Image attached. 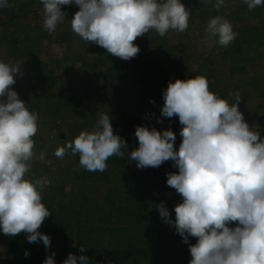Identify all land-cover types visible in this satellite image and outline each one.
Wrapping results in <instances>:
<instances>
[{"label": "clouds", "instance_id": "clouds-1", "mask_svg": "<svg viewBox=\"0 0 264 264\" xmlns=\"http://www.w3.org/2000/svg\"><path fill=\"white\" fill-rule=\"evenodd\" d=\"M44 9L42 27L55 32L65 20L61 6L75 4L79 10L71 19V29L83 41L94 43L112 56L130 60L140 49L134 43L150 30L163 37L170 30L185 32L190 11L181 0H40ZM249 10L264 6V0H243ZM225 0H216L219 10ZM0 0V8L9 7ZM207 40L217 38L228 47L237 33L222 16L209 20ZM19 62H0V231L8 236L27 234L28 243L42 241L50 248L48 235L38 231L51 212L42 203V190L51 181L30 180L38 132V113L29 111L12 89ZM161 116L178 117L182 142L175 148L171 130H150L138 126V148L129 158L140 169L159 168L172 161L178 173L167 174V185L182 202L170 219L166 206L157 205L163 221L175 228L189 247V264H264V139L244 120L238 104H229L209 90L205 77L169 82L163 92ZM154 103V102H153ZM92 131H81L76 138L57 147L55 156L71 152L79 164L91 172H103L112 156H123L126 141L114 134L110 117L99 113ZM158 123H163L158 120ZM45 153H40L44 159ZM235 224V227L229 225ZM195 238L191 244L189 238ZM86 249L80 247V251ZM25 257L30 255L24 252ZM55 252L43 264H55ZM88 264V257L69 253L63 264Z\"/></svg>", "mask_w": 264, "mask_h": 264}, {"label": "trees", "instance_id": "trees-1", "mask_svg": "<svg viewBox=\"0 0 264 264\" xmlns=\"http://www.w3.org/2000/svg\"><path fill=\"white\" fill-rule=\"evenodd\" d=\"M11 1L12 0H8V3ZM192 1L181 0V3L185 4L184 2H191L190 8H195V0ZM227 1L229 2V0H225V4ZM196 2L198 3V0H196ZM23 4L28 6V1L24 0ZM197 5L200 7V3ZM70 7H72V9H70ZM223 7H225V5L220 9H223ZM17 8L19 9V6H17ZM263 8L264 6H259V10ZM204 9L203 13L205 14L201 20L202 23L207 18V14L211 12L210 9L206 7ZM61 10L65 13V20L62 23L68 25L67 23L71 21V19L68 17L67 12L72 11L71 15L73 18V6H61ZM255 11L257 10H249L247 5L243 3V0H239L236 7V13L239 15H235L232 27L235 25V22L242 20V18H244L243 14L247 12H249L251 18L255 19V17L252 16V12ZM19 15H12V18H20V21H11L12 23L6 29L7 33L1 36L0 48L2 45H5L6 49L5 53L0 57V62L15 64L19 58L21 61L24 59L25 61H22L23 63L20 64L21 73L23 67L26 68V65L32 62L35 66L33 67L35 69L34 71L38 72V77L34 78L33 76L37 85L46 81L49 84H55V86H57V84H70L74 86L71 80L70 82L69 80L58 78L56 80V78H51L46 69V65L48 66V64L42 63L40 59L42 55V53H40L41 51L37 52L34 49L35 52L33 55V48H31L32 44L35 45L38 43L36 39H50L58 43L60 41V35H62L64 41H72L73 36L76 34L69 28L70 26L68 25L67 28V26L60 24L56 30L61 31V33H58L56 30L53 33H48L44 29H36L31 25L23 23L21 15L24 16V10L20 12ZM215 16H221V13L215 10L214 17ZM258 30V28L257 30H253L252 27L248 28L245 32L247 36L237 37L238 41H236V46H234V43L226 48L219 45L222 52H219L220 54L217 55L215 62L219 58H223L224 60H222L224 63H230L227 61L229 53L231 55V60L235 59V62H239V60H236V57L242 55L240 60L242 61L244 56L248 57L251 55V52L254 53L255 44L261 41V39H259L261 32ZM173 32L174 30H170L168 34ZM185 33L186 31L182 32V39L185 37ZM54 35L55 38H53ZM22 38H26L25 40L29 44V46L26 44V48H28L27 54L22 50L23 46H21V44L20 47L17 45L18 40ZM240 40L242 42L238 44ZM136 42L137 45H141L140 37L137 38ZM89 45L90 48H102L94 43H90ZM86 46L88 45L83 47ZM143 47L144 45H142V49L145 50L146 47ZM85 51L88 52V49L85 48ZM214 52L215 50L212 49L206 52L203 59L204 63L208 60L210 61V59L212 61V53ZM249 52L250 54H248ZM104 53L103 51V55ZM30 55L31 57L29 58L31 59H26V56L28 57ZM103 55L102 57L105 58ZM154 56L155 55L150 58L152 59L151 63H149L150 73H153L154 70L156 74H158L160 68L161 71L163 68L165 71L170 69L162 59L158 61V65H156L153 60L159 57ZM182 58L184 57L182 56ZM110 61V59L105 58L100 62L104 63L103 67L109 68ZM134 61H137V59H134ZM86 62L87 65L84 66L86 70L85 82L89 88L87 89V95L77 100L78 102L75 104L73 111L81 113L79 114L80 117L86 120H89L91 115V117L94 116V120L98 121L99 113L109 115L110 123L115 130L113 131L114 134L119 135L126 141L127 148L123 149L125 154L123 156L110 157L107 160V168L103 172L87 171L82 168L80 164L79 169L73 173L68 168H60L61 170L57 171L58 176L56 180H50L51 182L42 190V203L51 212V215L45 219L38 231L50 237V248L46 249L43 242L39 240L36 243H28L26 233L8 236L0 231V246L6 248L4 261L0 260V264H43L47 255L52 252H55V264H63V261L67 258L69 253L77 257L81 255L87 256L88 264H189L191 255L188 245L183 242L182 237H177L178 233L172 230L174 227L163 221L157 207V205L163 203L168 209L170 217H172L169 218L175 220L174 208L178 203L182 202V198L175 189L167 185V174L170 172L178 173V168L174 167L173 162L169 160L164 162L159 168L148 167L143 170H136L132 169L131 166L133 164L136 165V162L129 158L130 152L139 146L138 139L135 136L136 128L138 126H146L153 118L155 112L152 108H144L139 105L140 101L137 95L129 97L130 94L126 95V93H124L120 100L123 103L116 111L99 112V109L95 107L90 111V115L88 113H82L85 107L87 108L86 102L89 93L95 92L98 88L97 82L99 77L94 70L97 64L102 66L100 62L96 63V59L92 64L88 63V61ZM177 64H179V62L175 61L174 65ZM207 64L209 65V62ZM207 64L205 63V65ZM216 65L218 64L214 63V67ZM71 67L72 66H70V68ZM115 67L119 69L118 66ZM118 69H116V71L107 69L108 73L106 76L109 77L105 79L116 78L115 83H118L116 89L119 92L122 80L125 78L123 74H117ZM64 70L67 71L69 69L66 67ZM205 71L206 72L202 73L204 77H206L209 72L207 70ZM237 72L239 73V70ZM167 73L161 76L164 79L163 82L165 81L164 84L166 85V89L169 83V76ZM196 76L197 75L192 78ZM146 81L147 84L151 83L148 80ZM16 83L11 87L19 94V90L22 91V89H18ZM162 84L163 83H159V86H157L156 83V85L154 84L151 86V90L157 96V103L160 106L164 104V100L162 96L159 98L157 92L161 89L160 87ZM129 89L130 88L127 89V92L130 91ZM120 91L123 93L124 89ZM146 91L147 89H143L145 95ZM35 96L37 99L34 101V98L31 99L27 97L25 105L27 108L30 107L32 111L37 113L39 107L36 103L41 102L43 96L41 94H35ZM18 97L21 100L20 96ZM70 103V98H65L64 108L67 109L66 115H72ZM135 105L137 106L136 108H134ZM175 118L177 117L167 118L166 123L174 126V124H176ZM181 129L182 125L177 126V129H164L171 130L176 134L174 145L176 150L179 149V145L182 142V137L179 134ZM92 130H94V128L89 131ZM132 130L134 131L133 138L129 136ZM164 130H161V132ZM57 139L60 143L64 142V140L61 141L59 136H57ZM61 172H67L65 180L60 179L62 175ZM67 184L72 185L70 190L64 188V185ZM229 226L235 227L236 225L232 224ZM189 242L194 244L196 240H189ZM80 247H84L86 250L81 252ZM25 251L30 253L28 257H25Z\"/></svg>", "mask_w": 264, "mask_h": 264}, {"label": "rangeland", "instance_id": "rangeland-1", "mask_svg": "<svg viewBox=\"0 0 264 264\" xmlns=\"http://www.w3.org/2000/svg\"><path fill=\"white\" fill-rule=\"evenodd\" d=\"M23 1L24 0H12L9 2V5L11 3L12 4L6 8H0V12H3V15L7 14L11 17L12 13L17 14L18 12H23L24 10V16L29 19L28 22L33 24L32 27L39 29V25H42L44 19L43 5L40 3V0H26L28 1V6L23 4ZM229 1V5L227 1L225 7L219 10L213 7L216 0H198L200 7L197 5L198 3L195 0V8H190L191 2H184V5L187 6L186 8L191 14L189 17V27L184 35L185 37L182 39V33H178L176 31L171 34L167 33L165 36L161 37L157 33L155 34V30H150L144 36L140 37L141 45H137L136 41L134 42L139 47L140 51L138 55L130 60H122L118 57L112 56L104 48H99V50L96 48L89 49L87 46L83 47L87 43H84L85 41H83L81 44L82 39L78 35L73 36V39L70 42L64 41L62 39L63 36L60 35V41L57 43V46H55L54 52L55 54H58L59 58H62L64 55L65 57L63 58L67 59L65 61L63 59H58L59 64H56V66H52V64L48 66L46 65L47 73L51 76V78H56V80L57 78L69 81L71 80L74 86H71L70 84H57V86H55V84L52 85L46 81L37 85L35 83L36 81L33 79V76L34 78L38 77V72L34 71L35 69L33 68L35 67L34 64L30 62L26 65V68L23 67L22 73L17 74L15 77L18 89H22V91L19 90L20 95L18 96H20L24 103H26L25 101L27 97H30L31 99L34 98L33 101L37 99V95L35 96V94H41L43 96V100L36 103L39 107V111H37L39 114L37 121L38 132L32 138L35 142V156L31 162V170L26 174V178L30 180H34L36 178L56 180L58 170L68 168L72 173L77 171V169H79L78 154L73 156L69 150L63 158H57L54 154L55 150L57 147L65 146L66 143L73 141L81 130L89 131L92 128H95L97 121L94 120V116L91 117L90 115V111L93 110V108L97 107L99 112L116 111V109H118L123 103L120 100L122 98V94L124 93H126V95L130 94L129 97L137 95V98L140 101L139 105L144 108H152L155 112L151 121L146 124L150 130L153 127L157 131L169 128L177 129V126L181 125L178 117L175 118L176 124H174V126L172 124H167V118L161 116L163 105H158L157 96L151 90L152 85H156L157 83V86H159V83H163L160 87L161 89L157 92L159 98H161V96L163 97V90L165 91L166 85L164 84L165 81L163 82L164 79L161 76L167 72L169 82H175L176 79L186 80L194 77L195 75L204 77L202 73L206 72L205 70L209 71L208 75L205 77L206 79L208 78L207 81L209 84V90L220 98L227 100L229 104L235 103L238 95L240 97L238 107L240 112L243 114L244 120L249 124L252 130L259 131L261 138L264 139V8L261 10H259V6L255 8L257 11L252 12V16L255 17V19L251 18L249 12H247L243 14L244 18H242V20L235 22V25L233 24V31L237 33L235 39L231 42V44L234 43V46H236V41H238L237 37L247 36L245 32L248 28L252 27L253 30H257V28L259 29L258 31L261 32L259 39H261V41L255 44L254 53L251 52V55L248 57L244 56L242 61H240L242 55L236 57V60H239V62H235V59L231 60V55L229 53L227 61L230 63H224L223 58V60L219 58L215 62L217 55L222 51L220 50L219 44L216 42V37L212 40L206 39V23L214 17L215 10L221 13V16L227 19L231 24L234 23L235 15H239L236 13V7L239 0ZM71 5L73 6L74 15L75 12L79 10V7L74 3ZM17 6H19V11L17 10ZM205 7L210 9L211 12L207 14V18L205 17L206 19L202 23L201 20L205 14L203 13ZM70 9H72V7H70ZM71 12H67L70 19H72ZM61 24L67 26V28L69 25V28L71 29V21L67 23L68 25L63 23ZM59 25L60 24L57 25L56 29H58ZM56 31L61 33L59 30ZM25 39L26 38H22L21 40L19 39L17 45L20 47L21 44V46H23L22 50H24L25 54H27L28 48H26V46L29 44ZM23 40H25V43ZM240 42L242 41L240 40L238 44H240ZM69 45L72 47L67 49ZM142 45H144L143 48L146 47L145 50L142 49ZM85 48L88 49V52L85 51ZM0 49L1 57L5 53V45H2ZM211 49L215 50V52L212 53V61L211 59L210 61L208 60L205 63L207 64L209 62V65H205L203 61L204 55ZM103 51L105 52L104 55ZM44 52L45 54L49 53V48L47 46H45ZM90 52L93 53L90 54ZM248 54H250V52ZM102 55L111 60L109 62L110 67L108 69L116 71L118 68L115 66H118L119 69L117 74H123V77L125 78L122 80L120 85V93L116 89L118 85V83H115L116 78L105 79L109 76H106L108 71L103 68L104 63L99 61V59H105ZM153 55H155L154 57H159L158 59L155 58L153 60L156 65H158L157 62L162 59L166 62L168 65L167 67H170V69L165 71L163 68L161 71L160 68V72H158L159 75L156 74L154 70L153 73H150L149 63H151L152 59L150 58ZM182 56L184 58H182ZM29 57H31V55ZM44 58H42V60H44ZM95 59L97 60L96 63L100 62L102 66L97 64L99 67H97L95 71L98 74L100 73V78H98L97 82L98 88L95 92L89 93L86 102L87 108L85 107V110L82 111V113H88L90 115V119L86 120L80 117L79 114L81 113L75 112L73 109L75 108V104L78 102L77 100H79L82 96L87 95V89L89 88L83 80V78H86V70L84 68L85 62L88 61L92 64ZM134 59H137V61H134ZM22 61L25 60L22 59ZM22 61L20 58L17 60L20 64L23 63ZM175 61H178L179 64L174 65ZM214 63H217L218 65L214 67ZM70 64H72V69L70 68ZM66 67L69 70H64ZM238 70L239 73L237 72ZM146 80L151 83L147 84ZM128 88L131 90L129 89L130 91L127 92ZM122 89H124L123 93L120 91ZM143 89H147L146 95L144 94ZM67 97L71 100V106H69L71 108L72 115H66L67 109L64 108L65 98ZM136 107L137 106L135 105L134 108ZM28 109L29 111L35 113L30 107H28ZM158 120H162L163 123H158ZM113 131L115 130L113 129ZM62 132L65 133L66 138L64 142L60 143L57 136H59ZM133 135L134 131L132 130L129 136L133 138ZM41 152L45 153L43 160L40 159ZM131 166L132 169L143 170L137 168L135 164ZM61 173L62 175L60 179L65 180L67 172ZM71 186V184H67L64 185V188L70 190ZM172 230L176 231L175 228H172ZM177 235L178 238H181L179 234ZM189 240H195V238L190 237ZM5 249L6 248L4 246H0V260L5 258Z\"/></svg>", "mask_w": 264, "mask_h": 264}, {"label": "crops", "instance_id": "crops-1", "mask_svg": "<svg viewBox=\"0 0 264 264\" xmlns=\"http://www.w3.org/2000/svg\"><path fill=\"white\" fill-rule=\"evenodd\" d=\"M229 3H230V1L228 2V5H229ZM11 5V4H10ZM17 10H18V8H17ZM19 11V10H18ZM19 13L20 12H18L17 14H15V15H19ZM14 13H12L11 14V17H9L7 14L6 15H3V12H0V40H1V36H3V34L4 33H7V28H8V26L12 23V22H14V21H20V18H12V15H13ZM20 16V15H19ZM21 20L25 23V24H27V25H31V26H33V24L31 23V22H28L29 21V19H27L26 18V16H23V15H21ZM12 21V22H11ZM39 27L41 28V29H43V27H42V25H39ZM12 31V30H11ZM53 38H55V35H54V37ZM36 41L38 42L37 44H35V45H31V48H33L32 50H33V55H34V52L35 51H37V52H40V53H42V55H41V60H42V58H44V60H42V63H45V64H48V65H51L52 64V66H56V64H59V60L60 59H63L64 61H65V58H63V57H65L64 55L62 56V58H59V56H58V54H55V52H54V49H55V46H57V43H55V41H52V40H47V39H40V40H37L36 39ZM52 41V42H51ZM23 42H25V40H23ZM49 42H51V43H49ZM82 42H83V40H81V44H82ZM86 45H89V44H86ZM29 46V45H28ZM45 46H47L48 48H49V53H46L45 54ZM72 46H68L67 47V49H69V48H71ZM87 47H89L90 48V45L89 46H87ZM91 48H94V47H91ZM90 48V49H91ZM34 49H35V51H34ZM1 50V49H0ZM100 50V49H99ZM51 51H52V53H51ZM91 53H93V52H90V54ZM26 59H31V58H29V56L27 57L26 56ZM59 59V60H58ZM101 60H103V59H99V61H101ZM89 63V62H88ZM72 64H70V66H71ZM85 65H87V62H85ZM65 67V66H64ZM97 67H99L98 65H97ZM96 67V68H97ZM101 69H103V68H105V70H107L108 68H106V67H100ZM244 70H245V68H244ZM95 71V70H94ZM102 74V73H101ZM97 75H98V77L100 76V73L98 74L97 73ZM100 78V77H99ZM83 80H84V82H85V78H83ZM85 84H86V82H85ZM72 88V87H71ZM131 90V89H130ZM68 91H69V89H68ZM71 93V92H70ZM18 95H20V94H18Z\"/></svg>", "mask_w": 264, "mask_h": 264}, {"label": "water", "instance_id": "water-1", "mask_svg": "<svg viewBox=\"0 0 264 264\" xmlns=\"http://www.w3.org/2000/svg\"><path fill=\"white\" fill-rule=\"evenodd\" d=\"M59 138L61 139V141L65 140V138H66L65 133L62 132V133L59 135Z\"/></svg>", "mask_w": 264, "mask_h": 264}]
</instances>
